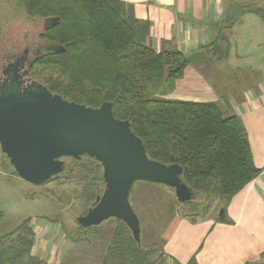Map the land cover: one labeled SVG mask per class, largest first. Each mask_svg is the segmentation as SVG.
<instances>
[{"label": "trees", "instance_id": "obj_1", "mask_svg": "<svg viewBox=\"0 0 264 264\" xmlns=\"http://www.w3.org/2000/svg\"><path fill=\"white\" fill-rule=\"evenodd\" d=\"M20 5L29 18L60 17L56 27L41 35L64 46L65 52L36 61L48 68L38 78L51 92L93 108L105 102L113 103L115 117L132 123L149 157L186 168L183 180L196 193L223 197L227 203L257 177L260 170L253 163L246 131L236 115H227L215 102L147 97L150 85L164 80L172 81L173 88L192 62L181 51H157L149 45L150 24L128 15L121 1L21 0ZM220 48L214 47V53L220 58L227 57V51L221 48L224 51L221 52ZM65 160L64 172H76L82 181H88L86 188L91 191L87 192V198L95 203L105 188L101 164L90 157ZM99 186L102 193L95 195L93 189ZM177 203L169 209L170 219L183 211L180 210L183 204L178 200ZM185 204L191 206L192 213L181 215L191 218L202 213L200 206ZM211 209L212 205L203 212ZM113 220L116 229L109 236L103 264H161L164 261V242L153 243L151 249H145L142 242L138 244L134 240L123 222ZM78 229L76 233L80 232ZM80 229L90 231L93 227ZM68 235L75 239L73 233ZM35 238L29 220L14 231L1 233L0 230V264H47L33 256ZM159 254L163 258L153 263ZM261 259L264 264V254Z\"/></svg>", "mask_w": 264, "mask_h": 264}, {"label": "crops", "instance_id": "obj_2", "mask_svg": "<svg viewBox=\"0 0 264 264\" xmlns=\"http://www.w3.org/2000/svg\"><path fill=\"white\" fill-rule=\"evenodd\" d=\"M119 1L128 15L150 24L148 44L157 51L207 55L214 47L224 50L227 45V58L219 60L225 66L231 67L235 61L236 65H252L254 71L260 72L239 101L236 94L230 93L229 85L226 92H218L192 62L184 77L176 81L175 90L167 96L170 100L223 102L221 107L226 114L240 119L251 146L253 163L260 172L229 202L223 201L225 214L220 218L211 214L198 218L177 215L163 235L165 258L161 264H261L264 254V61L255 60V55L261 52L264 55V0ZM256 49L258 53L253 52ZM243 55L247 57L245 61ZM218 73L225 77L222 70ZM31 226L37 236L33 248L35 258L47 264L104 263L110 237L97 232L84 236V240L83 236L70 239L66 233L70 229L64 224L45 221L44 225ZM48 236H51L49 240Z\"/></svg>", "mask_w": 264, "mask_h": 264}, {"label": "water", "instance_id": "obj_3", "mask_svg": "<svg viewBox=\"0 0 264 264\" xmlns=\"http://www.w3.org/2000/svg\"><path fill=\"white\" fill-rule=\"evenodd\" d=\"M59 23V17L50 18L44 27L48 30ZM65 50L57 42L45 40L37 47L36 58ZM0 147L18 176L34 185L63 173L67 158L98 161L103 168L104 191L77 222L88 229L110 219L120 220L138 244L142 240L141 220L130 202L135 183L171 188L181 204L196 196L183 180L186 168L151 159L132 123L115 117L113 103L93 108L66 100L33 80L30 69L1 85Z\"/></svg>", "mask_w": 264, "mask_h": 264}, {"label": "rangeland", "instance_id": "obj_4", "mask_svg": "<svg viewBox=\"0 0 264 264\" xmlns=\"http://www.w3.org/2000/svg\"><path fill=\"white\" fill-rule=\"evenodd\" d=\"M20 4L21 0H0V51H3L6 47L11 49L12 46H15L16 49L17 47L23 49L28 43H43L47 39L41 34L49 30L44 27L45 21L50 18L58 17L29 18ZM36 50L35 52L32 50L29 56L31 59L33 58L31 60V77L33 80L39 82L38 74L46 73L48 68L42 67L38 65L39 63H36V61L40 59L36 58ZM225 50L229 53L227 45ZM253 52H257V49ZM185 56L188 61L193 62L191 65H194L196 69L202 73L203 78L207 82L211 81L213 83V86L218 92H226V86L229 85L232 89L230 93L232 95L236 94L239 101L243 99L245 89L254 85V80L260 73L254 71L252 65H236L237 63L235 61V64L232 63L231 67H227L224 62L219 61L225 60L227 57L220 58L214 51L207 55L193 54L191 56ZM242 57L244 61L247 59L246 55ZM260 59L264 61L263 52L255 55V60L259 61ZM261 65L262 62H259V66ZM221 70L223 71L222 75L225 77H221L218 73ZM175 83L176 81L174 82L173 88V82L168 80L150 85L147 97L153 98L158 96L167 98V96L175 90ZM218 105L221 107L224 106V103L221 102ZM221 109L226 113L224 110L225 108L223 109L221 107ZM74 165L75 164H72V166ZM88 184V181H82V177L79 174L71 172L70 170L53 177L42 185L31 184L18 176L14 168L10 165L9 159L2 153L0 147L1 232L7 233L14 231L24 221L29 220L30 226H36L39 223L44 225L45 221L53 224H64L67 226L66 229H70L66 233H73L75 239H81L83 236L82 234H87L90 231L94 233L98 231L108 237L112 236L116 229V224L113 219L105 221L99 226H93V229L90 231H82L80 229L81 227L77 222V218L80 215L87 214L89 207L94 203L93 200L90 201L89 198H87V192L90 193L91 191L86 188ZM150 184L152 183H135L130 196L131 205L141 218V242L145 249H151L153 243L162 245L164 240L163 235L175 217L169 218V209L174 207L175 204H178L173 189L160 184H154L155 186L152 187ZM100 190L99 186L93 189V192L95 195L101 194L102 191ZM223 199V197H208L207 195L196 193L195 199L190 202L195 205L196 208L200 206L202 213L200 216L194 215L193 218L209 216L210 214L211 216L215 215L220 218L221 208L224 204ZM155 201L158 202V205H156V203L154 205ZM186 205L187 204L184 203L181 206L180 210L183 211L179 212V215H181V213H192L191 206ZM211 205L213 208L212 211L204 213L203 211L209 209ZM76 229L80 232L76 233ZM50 237L51 236H48V240ZM84 239L83 236L82 240ZM157 257L158 258H155V262L153 263L159 262L160 258H163V255L160 257L159 254Z\"/></svg>", "mask_w": 264, "mask_h": 264}, {"label": "flooded vegetation", "instance_id": "obj_5", "mask_svg": "<svg viewBox=\"0 0 264 264\" xmlns=\"http://www.w3.org/2000/svg\"><path fill=\"white\" fill-rule=\"evenodd\" d=\"M38 45L40 44L34 42L28 43L23 49L21 47H17L16 49L15 46H12L11 49L6 47L3 51H0V90L4 81L15 74H22L30 69L31 77V60L33 58L31 59L29 54L32 50L35 52Z\"/></svg>", "mask_w": 264, "mask_h": 264}]
</instances>
